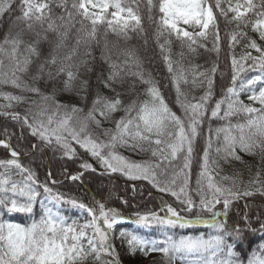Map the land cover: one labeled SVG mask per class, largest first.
<instances>
[{
    "label": "snow or ice",
    "instance_id": "1",
    "mask_svg": "<svg viewBox=\"0 0 264 264\" xmlns=\"http://www.w3.org/2000/svg\"><path fill=\"white\" fill-rule=\"evenodd\" d=\"M52 2L56 0L39 3L35 0H21L22 16L17 19L23 20L29 30L33 27L31 21L43 23L47 19L48 30L56 31L60 37L56 44L59 48L67 31L60 32L51 20ZM14 3L15 0H0V17L11 13ZM147 4L149 19H152L153 0H147ZM89 6L98 11H89ZM56 7L66 12V17L63 14L59 17L65 29L73 25L74 11L76 15L82 17L81 28L77 31L83 32L84 35L77 37L76 46L82 42L95 40L96 26L104 21H107L112 32L125 39L128 38L130 30L143 31L141 16L132 7L126 6L124 0H79L78 3L73 0L71 10L67 0H58ZM215 8L226 18L227 12L233 13L228 20V23L236 24V30L227 34L230 50L246 36L240 29L248 27L249 21L246 19L248 13L257 17L251 25L252 30L258 32L260 39L264 40V0H260L259 4L254 3V0H244L243 4L237 3L235 7L229 4L227 12L221 7V0H215ZM109 9H114L111 12L113 19H108L105 15ZM158 10L161 15L157 20L155 39L162 54L170 51L172 37L180 42L182 48L187 47L191 53H195L197 47L208 50L205 41L210 35L214 36L211 50L219 53L221 36L211 0H159ZM84 21H90L92 25L90 31L85 30ZM162 37L163 43H160ZM38 42L25 45L22 52L21 45L25 42L20 33L15 36L5 34L0 41V84L38 95L42 101L37 106V111L33 112L29 108L21 116L20 113L9 112L6 109H11L13 102L15 104L26 102V97L0 92V97L7 101L0 104V115L20 122L22 128L26 127L29 130L30 135L40 142L32 144L34 150L46 146L54 152L61 151L68 159H73L77 153L74 145H79V148L100 164L104 173L120 172L130 180H146L157 191L176 198L183 206L179 211L172 205L165 204L161 208L165 213L163 216L157 212L135 213L133 223L141 228H161L164 239L145 240L134 233L121 231L120 236L126 239L131 252L139 250L145 255L159 252L167 261L180 259L181 264H245L233 251L234 245L229 244L226 239L229 235L234 239L239 238L244 231L239 225L229 230V210L234 200L252 196L254 192L264 195V181H261L258 172L256 178L250 182L258 185L254 189L245 188L241 191L235 181L232 187L223 186L215 179L219 165L212 152L214 142H219L222 138V147L216 148L215 152L226 163L242 162L238 150L251 155L259 150L264 160V47L255 40L247 39L243 45L245 49H253L259 55H252L250 51L242 53L239 58L235 54L232 55L231 84L226 87L222 98L215 101L214 106L210 105L213 97V76L217 68L212 67L209 70L211 75L209 71L196 73L193 69L191 83L195 86L206 81L207 89L202 96L194 98L195 102H191L181 89V82L189 83L185 70L181 67L179 72H175L169 55H163L169 73L173 74L176 104L182 109L183 117L172 111L157 85L150 77L145 78L143 72L139 70V60L135 52L128 51L123 66L114 62L109 63L111 71L104 81V87L111 89L115 96L104 97L97 94L92 100V107L82 115L84 113L82 108L56 102L54 96L43 95L38 87H30L18 75L28 71L32 56L40 55L36 47ZM75 53L74 47L72 52L64 57V61H70ZM181 55L183 56V53ZM5 60L8 61L7 65ZM45 65L55 68L54 72L51 68L48 70L49 77L65 75L64 90H71L73 81L77 78L79 65L75 66L77 72L72 70L74 67L72 64L61 62L57 66L55 55L39 66L40 73L44 72ZM133 65L136 71L131 70ZM125 66L128 68V75L138 78L147 85L146 94L149 99L142 102L132 100L124 105L121 93L115 91L114 84L121 79ZM248 70H258L261 75L251 78L243 76L242 73ZM33 79H39V75ZM241 94L247 95L251 103L245 104L240 99ZM32 103L36 104L35 101ZM122 107L125 115L115 121L114 129L105 130L104 134L108 139L100 141L95 138L89 131V125L95 124L99 127L101 120L110 119L112 114L120 111ZM241 115L244 117L243 122L239 120L232 122L233 117ZM205 118L209 122L219 120L224 123L215 129L209 123L203 152L199 158L200 170L196 177V194L199 196L197 203L190 195L189 184L194 142L202 133ZM0 147L9 149L11 157L0 160V169H3L0 171V208L9 213L31 214L34 204L41 196L39 191L41 188L50 205L44 208L39 220H33L29 225L0 223V264H85L89 257L94 258V264H119L111 243V234L124 217L116 208H106L101 202H97V206L94 207L65 197L62 193L54 191L47 182L40 183L36 173L20 162L19 153L10 143L0 140ZM118 147L133 152H150L155 162H130L116 151ZM178 161L182 163L178 164ZM80 167L86 171H95L87 162L81 163ZM13 169L23 176L22 181L11 179ZM82 175L83 172L68 174L66 178L77 181ZM48 179L52 180L53 184L56 183L50 172ZM41 203L43 204V201ZM123 203L126 204L127 201ZM65 204L86 213L85 222L81 224L73 220L69 223L59 211ZM217 205H222V208L217 209ZM194 209L197 211L190 217L181 215V211L193 213ZM203 213H207L208 216L205 217ZM243 219L251 228L247 212L244 213ZM194 224L208 225L212 233L207 238L184 236L176 239L167 232L170 228L174 229L177 226L184 228ZM260 228L264 230V220L261 221ZM104 257L110 259L105 260ZM247 264H264V244L252 251Z\"/></svg>",
    "mask_w": 264,
    "mask_h": 264
},
{
    "label": "trees",
    "instance_id": "2",
    "mask_svg": "<svg viewBox=\"0 0 264 264\" xmlns=\"http://www.w3.org/2000/svg\"><path fill=\"white\" fill-rule=\"evenodd\" d=\"M35 2H45V0H35ZM58 2V0H56ZM56 2L50 3L52 9L51 20L58 27L60 32L67 31V35L63 38V44L57 48L56 44L60 41V37L56 31L48 30L49 21L46 19L43 23L31 21L33 27L31 30L26 28L23 20H18L17 17L22 16L21 0H15L13 11L3 17H0V41L3 40L5 34L15 36L20 33L21 38L25 42L21 45V51L27 44L39 41L36 44L39 56H32V63L28 66L26 73H18L21 79L30 87H38L43 95L54 96L56 102L60 104L75 105L84 110L83 114L92 107V100L96 98L97 94L104 97H114L115 93L104 87V81L111 69L109 63L114 62L119 65H124L127 59L126 53L134 51L136 58L139 60V70H141L145 78L150 77L152 81L160 89L161 94L165 97L166 102L169 104L173 112L178 116L183 117L184 113L179 105L176 104V91L172 84V75L164 62L163 55H169L173 62L175 72L183 67L189 83L184 84L181 82V89L186 94L187 99L195 102L194 98H199L204 94L207 89L206 81L202 84L193 85V69L196 73L209 71L212 67H216L217 71L213 76V97L210 106H214L216 100L221 99L226 91V87L231 84V59L235 54L237 58L242 53L250 51L252 55H259L253 49H245L243 46L247 39L255 40L261 47H264V40H261L259 33L252 30V23L255 22L256 16L248 13L246 19L249 21L248 27L240 29L246 36L241 39V42L236 45L232 50L228 47V35L236 30V24L228 23V20L233 16L232 12H227L229 4L233 7L237 3L243 4L244 0H221V7L227 12V18L221 15L220 10L215 8V0H211L214 9V15L217 17V25L219 28L221 41L219 53L212 51L214 36L210 35L205 41V48L197 47L195 53L188 51L187 47L182 48L179 41L172 37L170 51L161 53L160 47L155 39L157 30V20L161 15L158 10L159 0H153V8L151 12L152 19H149V11L147 0H124L126 6H130L134 11H137L141 16L140 30L128 32V38L117 35L108 28L107 21L97 24L96 39L88 43H81L76 46L77 37H83V32L77 30L81 28L82 17L75 14V21L73 25L67 29L63 26V22L59 17L63 14L66 17V12L59 7H56ZM69 9L73 0H67ZM78 3L79 0H76ZM260 0H254V3L259 4ZM114 9H109L105 15L108 19H112L111 12ZM126 14V13H125ZM85 30H91L90 21H84ZM115 26V25H114ZM147 41V43H145ZM160 43H163V37ZM76 48L75 55L72 56L70 61H64V57L68 56L73 48ZM167 47V46H166ZM87 53V54H86ZM183 53V56L181 55ZM52 55L57 57V66L61 62L74 65L73 71L77 72L76 65H79L77 78L73 81L71 90H64L65 75L49 77L48 70L55 68L51 65H45L43 73L39 72V66L44 64L46 60H50ZM82 61L84 63H82ZM8 61L5 60L7 65ZM132 71H136V67L132 66ZM128 68L125 66L121 73V79L117 80L114 84L116 92L121 93V98L124 105H127L132 100L144 101L149 99L146 94L147 85L143 84L138 78L127 74ZM260 72L248 70L242 73L243 76L251 78L258 75ZM39 75V79H33L34 76ZM209 75H211L209 71ZM197 79H200L197 77ZM86 82V83H85ZM0 92H7L14 95H22L26 97V102L15 104L11 109H6L9 112H17L23 116L29 108L33 112L37 111V106L42 103L41 97L30 92H21L10 85L0 84ZM240 99L245 103H251L247 99V95L241 94ZM35 101L36 104L32 102ZM0 97V104H5ZM51 103V101H49ZM259 107V105H255ZM125 113L123 107L120 111L112 114L108 120H101V125L97 127L95 124L89 125L91 134L100 141L108 139L105 136V130L114 129L115 121L119 120ZM210 115V111L208 112ZM99 118V117H98ZM239 120L243 122L244 117H233L232 122L235 123ZM209 123L213 129L221 126L224 122L213 120L209 122L205 118L202 125V133L197 137L194 142L193 163L190 178V195L193 200L198 203L199 196L196 194V177L199 173V158L202 155L205 139L208 133ZM0 140H6L13 149L19 153L18 159L25 166L29 167L36 173L37 179L40 183L47 182L54 191L62 193L65 197L76 199L79 202L85 203L96 207L97 202L104 203L106 208H116L124 217L121 223L115 226L111 234V243L115 248L116 256L119 264H181L180 259L169 262L159 252H151L147 255L137 250L135 253L131 252L128 248L125 238L120 236V232H131L145 240H161L164 239L163 230L159 227L141 228L134 227L135 213H148L157 212L163 216L165 213L161 208L165 204H170L178 211L182 209V205L170 194L157 191L148 181L143 179L130 180L120 172L111 174L104 173V169L100 164L93 159L83 149L76 147L77 153L73 159H68L62 155L61 151H52L46 146L43 148L32 149V144H38L39 141L32 137L29 130L22 128L21 123L12 120L10 117L0 115ZM222 147V138L219 142H214L212 156L218 162L219 169L215 179L225 187H232L233 181L239 190L245 188H255L258 185L251 184L250 182L256 178L257 173L260 174L261 181H264V160L261 158L259 150L254 155L240 152L238 154L242 158L241 161H231L226 163L215 152V149ZM116 151L124 156L128 161L134 163L155 162L151 157L150 152L130 151L123 147H118ZM9 149L0 147V160L10 159ZM87 162L92 165V170H84L80 164ZM178 164L182 161H178ZM3 171V169H0ZM11 179L22 181L23 176L17 174L13 169ZM49 172L52 174V179L56 181L55 184L52 180L48 179ZM83 172L81 178L77 181L67 179L68 174H77ZM103 173V174H102ZM228 177L229 179H223ZM41 196L38 197L33 207L31 214L27 213H9L3 208H0V223H18L22 226L29 225L33 220H39L44 208L46 207V196L43 194V189L39 190ZM43 201V204L41 203ZM127 201V203H123ZM222 205H217V209H221ZM60 213L64 215L68 222L76 220L78 223H84L87 217L86 213H82L79 209L73 208L71 205H62L59 209ZM181 211V215L190 217L196 213ZM247 212L248 224L245 223L243 216ZM205 217L207 213H203ZM264 220V195L259 192H254V195L249 197H241L233 201L229 210L228 223L229 230L239 225L244 231L239 238L234 239L229 235L226 237L229 244H233V251L236 256L247 264L249 255L259 245L264 244V230H261L260 223ZM251 229H255L252 231ZM174 238L179 239L184 236H204L208 237L212 233V229L205 224H194L181 228H170L167 230ZM105 260L110 257H104ZM85 264H94V258L89 257Z\"/></svg>",
    "mask_w": 264,
    "mask_h": 264
},
{
    "label": "rangeland",
    "instance_id": "3",
    "mask_svg": "<svg viewBox=\"0 0 264 264\" xmlns=\"http://www.w3.org/2000/svg\"><path fill=\"white\" fill-rule=\"evenodd\" d=\"M89 11H98V9H94V8H91V6H89ZM124 15L126 16V14H124ZM189 30L191 31V29H189ZM258 75H261V73H259ZM48 206H50V205L48 204V201L46 199V207H48ZM134 227H137V225L135 224Z\"/></svg>",
    "mask_w": 264,
    "mask_h": 264
}]
</instances>
